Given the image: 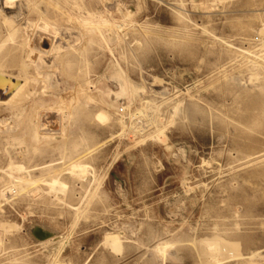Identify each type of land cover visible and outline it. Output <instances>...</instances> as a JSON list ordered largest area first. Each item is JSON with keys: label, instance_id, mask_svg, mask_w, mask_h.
Returning a JSON list of instances; mask_svg holds the SVG:
<instances>
[{"label": "rangeland", "instance_id": "374dc122", "mask_svg": "<svg viewBox=\"0 0 264 264\" xmlns=\"http://www.w3.org/2000/svg\"><path fill=\"white\" fill-rule=\"evenodd\" d=\"M52 3L0 0L4 69L30 81L0 104V264H52L37 231L64 264H264V0Z\"/></svg>", "mask_w": 264, "mask_h": 264}, {"label": "bare ground", "instance_id": "6f19581e", "mask_svg": "<svg viewBox=\"0 0 264 264\" xmlns=\"http://www.w3.org/2000/svg\"><path fill=\"white\" fill-rule=\"evenodd\" d=\"M67 3L70 1L71 2V6L75 7L76 9H79V10H82L83 9V5L86 4L87 6H89L91 4V0H65ZM159 1V0H158ZM161 1V0H160ZM179 1H182V0H179ZM203 0H194L195 4H196V9L197 7L199 8L201 6L200 2H202ZM50 3H52V0H49ZM58 2V0H57ZM57 2H54L52 4H55V5H58ZM10 3V0H6V4ZM85 6V5H84ZM5 8L8 9V6H5ZM58 8V7H57ZM19 9V8H18ZM183 9V8H182ZM91 14H88L89 17H82V25L87 27V26H93L94 24L93 23H90L91 20L93 19L92 16H90ZM13 16V15H12ZM7 20V19H6ZM80 19H78L79 21ZM95 20V19H94ZM100 21H104V20H100ZM80 22V21H79ZM94 22V21H93ZM99 22V21H98ZM96 23V22H95ZM105 23V21L103 22ZM28 27V26H27ZM90 28V27H89ZM264 27L261 29V31H263ZM17 30L15 29L14 31L11 32L10 36H12V39H13V35L17 34ZM260 32V31H259ZM263 35V34H262ZM86 36V35H84ZM24 38V37H23ZM26 38V36H25ZM11 39V38H10ZM11 39V40H12ZM28 39V38H27ZM14 40V39H13ZM25 41V40H24ZM5 42V41H4ZM12 42V41H11ZM23 42V41H22ZM21 42V43H22ZM30 42V41H29ZM6 43V42H5ZM55 43V42H54ZM86 43V42H85ZM30 44V43H29ZM21 45V44H20ZM20 45H17V48L20 47ZM24 46V45H23ZM26 47V45L24 46ZM30 47V46H29ZM262 47V46H261ZM23 49V48H22ZM36 49V48H35ZM261 49V48H259ZM12 47L10 48H4V45H1L0 46V104H10V103H15L19 100L22 99V96L26 93H29V90H28V85H29V79L28 77H20V76H15L11 73H8L5 69H4V66L5 65H15L18 66V60L17 63L16 61L14 60V58L10 57L9 53L10 51H12ZM21 50V48H20ZM32 50V49H31ZM38 50V49H37ZM41 50V49H40ZM37 51L39 55H43V54H40L41 52ZM17 51V50H15ZM33 51V50H32ZM35 51V50H34ZM33 51V53H35ZM40 52V53H39ZM43 52V51H42ZM17 53V52H16ZM22 53V52H21ZM29 53L31 54V52L29 51ZM45 53V52H44ZM247 53V52H246ZM29 54V55H30ZM28 55V54H27ZM28 55V56H29ZM63 55V54H61ZM13 56V55H12ZM22 56V55H21ZM46 56V55H45ZM15 57V56H14ZM39 57V56H38ZM17 58V57H16ZM30 58V56H29ZM62 59V57H60ZM20 59V58H19ZM22 59V57H21ZM44 60V59H43ZM28 61V60H26ZM39 61V59H38ZM37 61V62H38ZM26 63V62H25ZM25 63H21V66L23 70H25ZM28 64V63H27ZM36 64V63H35ZM20 65V64H19ZM31 65V64H30ZM29 65V66H30ZM32 66V65H31ZM19 67V66H18ZM30 69V68H29ZM28 69V70H29ZM30 71V70H29ZM32 73V72H31ZM29 74V73H28ZM33 75V74H32ZM31 75V76H32ZM33 77V76H32ZM36 79V78H35ZM34 77L32 79L35 80ZM31 80V79H30ZM29 81V82H28ZM82 88H80L81 90ZM84 90V89H82ZM89 90V89H88ZM7 97L5 99V97ZM91 98V97H90ZM120 98V97H119ZM123 100V99H122ZM120 101V100H119ZM44 106V105H43ZM129 106V105H128ZM45 108V107H44ZM23 113V112H22ZM35 114V113H34ZM38 115V114H37ZM35 117V115H34ZM134 117V116H133ZM11 119V118H10ZM33 119V118H32ZM19 120V118H18ZM33 123V122H32ZM132 126V124H131ZM11 129V128H10ZM144 129L145 127H142L141 126V130L138 128V125L135 126V127H132V130L134 131V133H136V138H135V141L133 143H135L134 146H136L137 144H139L140 142V138H141V135L143 134L144 132ZM5 130V128H4ZM6 131V130H5ZM9 131V130H8ZM34 133V132H33ZM63 134V133H62ZM61 135V134H60ZM35 136V135H34ZM39 136V135H38ZM123 136V135H122ZM35 138V137H34ZM65 138V137H64ZM17 143V142H16ZM39 145V144H38ZM13 146V145H12ZM76 147H79V144H76ZM76 149H74L73 151L75 152ZM12 164V163H11ZM58 165V164H53V161L50 162L49 164H45L43 163V165H39V166H35V167H13L12 165L10 167H13L11 170H15L19 173H25V174H28L30 175L31 172L33 171H54V168L55 166ZM42 166V167H41ZM9 168V167H8ZM33 168V169H32ZM69 172L68 174H80V175H83L86 171H87V165L82 163H73L70 165L69 167ZM19 179V182H18V187L20 189H22L24 186H28V185H31V184H35L37 182H39V180H35L32 179V177L28 178V177H24V178H18ZM46 184H48L51 188V192H53L52 190H55V191H60V192H64L66 190V185L64 184V182H61V180L56 177V178H51L49 181H46ZM13 186V185H12ZM11 189V188H10ZM9 189V190H10ZM15 191V190H14ZM50 191V190H49ZM10 193V191H8ZM12 192V191H11ZM16 193V192H14ZM50 193V192H49ZM57 196V195H56ZM59 197V196H58ZM60 198V197H59ZM3 199V198H2ZM57 200H59L58 198H56ZM65 199V198H64ZM61 201H63L61 199ZM11 226V224H10ZM3 228V233H8L9 230L6 226H2ZM36 230H34L35 232ZM10 234V233H9ZM35 234H37L38 236V245L39 246H42L44 249H48L49 252V257L51 259H53V263L52 264H64L62 262H64V259L66 257V251L67 249L70 248L71 246V243H68L69 241H65L63 244L62 243H55V244H52V245H47L49 242H50V236H52L53 234H50L48 232L45 231V233H41L39 231H37ZM66 238V237H65ZM122 237L119 236V234H115V233H107L105 234L104 236V243L106 245H108V247L117 252L121 251V239ZM52 240V239H51ZM66 240H69L66 239ZM125 241V240H124ZM123 242V241H122ZM0 243H3L2 240L0 241ZM102 245V244H101ZM105 245V247H107ZM173 245L171 243H163V244H159L155 247V251H157V253H160L162 254L163 252H165L168 248L172 247ZM104 247V246H103ZM120 249V250H119ZM44 252V251H43ZM167 252V251H166ZM94 254V253H93ZM92 254V255H93ZM118 254V253H117ZM120 254V253H119ZM91 260V257H89L84 264H88L89 261ZM13 264H22V261L21 260H15L13 261Z\"/></svg>", "mask_w": 264, "mask_h": 264}, {"label": "built area", "instance_id": "2783aa9c", "mask_svg": "<svg viewBox=\"0 0 264 264\" xmlns=\"http://www.w3.org/2000/svg\"><path fill=\"white\" fill-rule=\"evenodd\" d=\"M123 138L126 142L130 143V142H134L135 138H136V133H134L133 131H127L125 133H123Z\"/></svg>", "mask_w": 264, "mask_h": 264}]
</instances>
